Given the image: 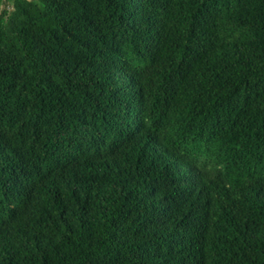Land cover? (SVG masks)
<instances>
[{
	"label": "trees",
	"instance_id": "16d2710c",
	"mask_svg": "<svg viewBox=\"0 0 264 264\" xmlns=\"http://www.w3.org/2000/svg\"><path fill=\"white\" fill-rule=\"evenodd\" d=\"M0 264H264V0H0Z\"/></svg>",
	"mask_w": 264,
	"mask_h": 264
}]
</instances>
